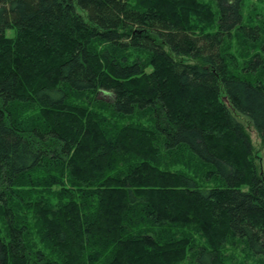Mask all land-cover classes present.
Wrapping results in <instances>:
<instances>
[{
	"label": "trees",
	"instance_id": "1",
	"mask_svg": "<svg viewBox=\"0 0 264 264\" xmlns=\"http://www.w3.org/2000/svg\"><path fill=\"white\" fill-rule=\"evenodd\" d=\"M245 1L0 0V264H264Z\"/></svg>",
	"mask_w": 264,
	"mask_h": 264
},
{
	"label": "rangeland",
	"instance_id": "2",
	"mask_svg": "<svg viewBox=\"0 0 264 264\" xmlns=\"http://www.w3.org/2000/svg\"><path fill=\"white\" fill-rule=\"evenodd\" d=\"M198 1L204 4H208L210 6H214L215 4L214 0H198ZM244 15L247 21L250 18H254L255 20L253 23L254 25L258 23L260 24L261 21H262V24H264V0H246L245 8H244ZM192 21L194 24H197L196 19H193ZM200 25L203 27L202 24ZM214 26L215 25L210 27L209 30L214 31ZM8 36L10 38H14L15 32H9ZM29 43L27 44V46L29 45L32 46L34 44L32 41ZM229 44H230V46L228 47L229 54L234 56L236 59H238L239 64H243L244 61L241 57V53L244 52V49H242V45L240 44V42L237 39H232ZM258 45L259 47L255 48V50L251 52V54L257 52L262 56V58H264V33H263L262 39L258 42ZM6 68L9 69L10 67L6 66ZM253 78H256V80L264 81V67L261 70V72L253 76L252 79ZM100 97L103 99H107V100L111 99L109 95L103 92L100 94ZM234 116H236L238 121H240L246 128V131L248 132L251 138V141L253 143V148H254L255 156H256V159H255L256 164L258 166L260 173L264 176V147L262 146L259 140L258 134L255 128L253 127V125L250 123V121L247 118L243 116H239L236 113H234ZM220 253L224 261V264H261L260 259L252 256L248 251L244 249L243 245L237 241L230 242L229 245L226 246V248H221Z\"/></svg>",
	"mask_w": 264,
	"mask_h": 264
}]
</instances>
